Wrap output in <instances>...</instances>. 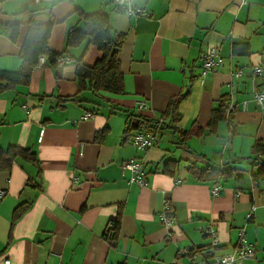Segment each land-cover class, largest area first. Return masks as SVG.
Instances as JSON below:
<instances>
[{
  "label": "crops",
  "instance_id": "crops-1",
  "mask_svg": "<svg viewBox=\"0 0 264 264\" xmlns=\"http://www.w3.org/2000/svg\"><path fill=\"white\" fill-rule=\"evenodd\" d=\"M133 7L148 16H128L111 0H0V72L21 67L31 20L52 25L48 49L57 54L68 31L81 29V13L108 14L111 29L124 36L118 53L122 94L77 95L75 62L92 66L100 58L86 41L68 49L72 63L44 59L25 86L0 93V149H27L37 160L19 158L0 171L6 192L0 199V264H192L179 251L207 246L209 224L223 253L243 230L257 251L242 264H264V177L253 182L256 167L244 160L256 141L264 142V104L253 101L250 82L253 67L264 68V0H145ZM234 44L241 52H232ZM212 48L223 66L201 79V56ZM236 71L240 77L231 75ZM255 84L259 90L264 78ZM75 95L82 102L64 101ZM178 96L176 123L166 122L155 147L136 150L129 139L138 130L126 135L127 125L158 119ZM225 98L235 108L230 123L211 129V112ZM140 102L143 111L136 107ZM85 113L93 117L84 120ZM132 158L145 165V187L127 184L120 165ZM165 162H172L173 175L163 172ZM192 167L234 175L218 181L222 189L212 197V182H197ZM165 200L174 217L169 228L159 220ZM19 205L27 210L13 221ZM251 207L254 217L246 221ZM116 219L118 230L108 240L105 232Z\"/></svg>",
  "mask_w": 264,
  "mask_h": 264
},
{
  "label": "trees",
  "instance_id": "trees-1",
  "mask_svg": "<svg viewBox=\"0 0 264 264\" xmlns=\"http://www.w3.org/2000/svg\"><path fill=\"white\" fill-rule=\"evenodd\" d=\"M81 29H70L65 39L64 51L62 53H54L48 49V39L52 25L37 24L32 20L29 22V27L23 44L21 46L19 57L21 67L18 71L0 72V93L6 90L10 85H26L30 79L31 73L39 63L42 57L47 60L50 65H55L57 60L66 57L68 49L80 46L86 41L87 46L95 47L100 52V58L92 65L86 66L81 59L75 62V81L77 86V95L88 91L93 97L100 98L102 94L119 95L123 92V75L120 71L118 53L124 41L122 34L116 33L109 26L108 14L97 12L92 14H80ZM15 29V28H14ZM16 33H12L13 38ZM246 50V44H243ZM239 45L234 44L232 47L233 53H239ZM75 95L74 97L66 98L64 101L72 100L75 103L82 102ZM182 96H178L171 100L165 112L158 116L156 120H147L138 118L134 124H128L125 130L127 135L129 132L136 129L139 131L152 133L157 136L166 122L176 123L177 121V106L182 100ZM228 100L225 98L221 101L216 109L211 112L208 127L213 128L217 122L227 120L230 123V115L226 114ZM97 104V103H96ZM98 105V104H97ZM93 116V115H92ZM210 129V130H211ZM105 130L97 133L95 138H101ZM188 135L183 133L182 136ZM25 159L30 162H37L29 150L19 147H9L5 151L0 149V171L10 170L16 159ZM247 160L252 167H256V171L251 175L252 181L264 177V142L256 141L251 148V153ZM176 163V162H175ZM172 162H165L163 172L168 175H173ZM192 177L197 182H214L226 180L234 175V170L225 168H210L196 169L194 167L189 170ZM27 207L19 205L13 212V221L17 220ZM112 226L106 230L105 237L113 240L118 230L119 221L116 219Z\"/></svg>",
  "mask_w": 264,
  "mask_h": 264
},
{
  "label": "built area",
  "instance_id": "built-area-1",
  "mask_svg": "<svg viewBox=\"0 0 264 264\" xmlns=\"http://www.w3.org/2000/svg\"><path fill=\"white\" fill-rule=\"evenodd\" d=\"M41 0H33L35 4H38ZM145 0H111V3L115 6L117 10L122 13H125L128 16H133L136 14L142 16H148L146 12H142L139 9L133 7V2H144ZM246 0H239L242 4ZM44 62V58L39 59L38 65H42ZM201 72L199 78H204L207 74L218 70L223 66V59L220 56V52L218 49L212 48L207 53L201 56ZM72 63V60L69 57L59 58L56 62L58 65ZM55 64V65H56ZM234 77H240L241 71H236L231 74ZM264 78V68L260 66H254L250 76V82L252 86V99L253 101L262 106L264 104V84L261 87L256 89V78ZM137 109L143 111L146 109L144 103L140 102L137 104ZM242 108H246V102L241 103ZM234 106L229 104L226 109V114L231 115L234 112ZM92 114H84L82 119L88 120L91 119ZM130 144L138 151H148L151 148L155 147L158 144L157 136L152 133H147L143 131H139L133 134L129 139ZM83 143H80V153L82 155ZM120 168L123 172L128 173L127 184L136 185L138 187H145L147 185V172L143 161L139 159H129L123 162L120 165ZM181 181H177L176 184H180ZM221 186L218 183L212 182L210 184V194L212 197H216L219 195L221 191ZM6 192L4 190H0V199L5 196ZM254 207H251L250 212L246 215V221H250L253 219ZM159 220L161 224L169 228L174 224V217L172 214L170 202L168 200L164 201L163 208L159 213ZM204 234L209 237L210 243L201 248H194L190 246L187 249H182L179 251V256H188L190 260H192V264H242L246 261H251L255 258L256 247L254 243L248 242L243 230L238 232V239L230 252L223 253L220 249L221 246L217 242V231L214 229L212 224H209L207 228L204 230ZM5 264H9L8 261L4 262Z\"/></svg>",
  "mask_w": 264,
  "mask_h": 264
}]
</instances>
